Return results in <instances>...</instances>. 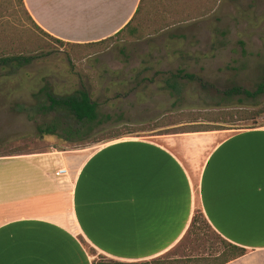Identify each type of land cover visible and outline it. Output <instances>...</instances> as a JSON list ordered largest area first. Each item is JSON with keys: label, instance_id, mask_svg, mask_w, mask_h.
Wrapping results in <instances>:
<instances>
[{"label": "crops", "instance_id": "1", "mask_svg": "<svg viewBox=\"0 0 264 264\" xmlns=\"http://www.w3.org/2000/svg\"><path fill=\"white\" fill-rule=\"evenodd\" d=\"M18 1L44 34L79 45L115 36L142 2ZM179 134L192 135L0 157V264L150 263L175 250L196 207L224 242L264 254V127Z\"/></svg>", "mask_w": 264, "mask_h": 264}, {"label": "rangeland", "instance_id": "2", "mask_svg": "<svg viewBox=\"0 0 264 264\" xmlns=\"http://www.w3.org/2000/svg\"><path fill=\"white\" fill-rule=\"evenodd\" d=\"M4 1L0 59L28 62L0 64V157L74 156L121 139L264 127V0H144L134 23L140 36L91 45L46 36L18 0ZM178 71L196 80L173 79ZM259 86L263 93L256 98L224 95L232 88L254 93ZM81 90L98 105L99 124L82 139L41 138L38 127L54 117L64 120L48 108L47 96L62 99ZM185 157L198 175L203 151H185ZM223 253L232 254L196 207L193 228L168 257L216 264ZM241 262L264 264V254Z\"/></svg>", "mask_w": 264, "mask_h": 264}, {"label": "trees", "instance_id": "3", "mask_svg": "<svg viewBox=\"0 0 264 264\" xmlns=\"http://www.w3.org/2000/svg\"><path fill=\"white\" fill-rule=\"evenodd\" d=\"M232 1H235V0H232ZM143 2L144 0H142L140 7L138 8V11L134 15L133 19L113 37H121L127 33L130 37H133V38L140 36V28H139L140 25L139 24L134 25V23H135L137 16L140 13ZM35 27L37 28V26ZM57 41L62 43L59 40ZM104 41H101L99 43H102ZM19 60L28 62V60H25L24 58L16 57V58H2L0 59V64H6L9 62H14V61H19ZM171 76L173 79H183V80H188V81L196 80L195 76L188 75L184 73L183 71H178L177 73L172 74ZM262 93H263V87L259 86L258 89L254 93L244 91L241 88H232L228 92H225L224 95L228 98L232 96H239V95H245L248 98H256ZM47 99L49 103L48 108L52 111L61 112L64 120L54 117L51 120V122L45 127H38L37 128L38 135L41 138L43 136H56L61 139L64 138L65 141H70V139H72L73 137L82 139L85 137V135H87V133H90L92 131L93 125L99 124L98 105L91 100L90 95L84 90L78 91L76 92L75 95L67 97V98L58 99V98L52 97L51 95H48ZM74 126H78V127L75 128ZM203 131H207V130H203ZM192 132H202V131H192ZM118 138L119 137L116 136L114 139H118ZM194 223H195V216L184 239L180 241L179 245L175 249H178L183 245L185 238L188 235L189 231L193 228ZM227 248H229L230 252H232L231 256L227 257V255L223 253L222 256H224V258L221 260V262L216 263V264H228L229 262H233L237 259L245 257L249 253L247 250L238 248L236 246H232L228 243H227ZM199 260L200 259L196 257L195 258H187V257L171 258V257H168L167 255L164 258L153 260L152 262L146 263V264H200L202 261H199Z\"/></svg>", "mask_w": 264, "mask_h": 264}]
</instances>
